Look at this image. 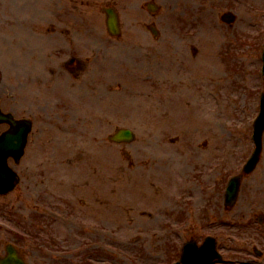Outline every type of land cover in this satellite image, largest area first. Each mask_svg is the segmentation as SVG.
<instances>
[{
    "label": "rangeland",
    "instance_id": "obj_1",
    "mask_svg": "<svg viewBox=\"0 0 264 264\" xmlns=\"http://www.w3.org/2000/svg\"><path fill=\"white\" fill-rule=\"evenodd\" d=\"M87 1L89 5L80 6L65 0V29L72 36L69 39L75 40L66 51L88 60L78 82L73 83L72 77L65 82L69 83V99L76 101L65 115V100L57 101L61 90H56L57 100H37L28 97L26 90L20 93L15 40L20 31L14 23L18 1L0 0L6 8L0 9V14H6V21L0 15V103L4 110L33 120L23 160L14 166L20 182L0 196V212L13 211L10 218L20 232L26 229L33 237L34 244L24 248L31 264H80L83 260L91 264L87 257L93 260L95 249L82 248H93L95 242L102 249L101 264L104 260L105 264L168 262L176 239L170 235L168 240L167 232L185 224V216L173 221V215L181 214V206L190 197L195 200L187 184L199 155L195 126L199 135H207L211 128L219 132L210 138L207 153L218 157L219 146L227 145L229 170L250 150L248 132L236 146L234 137L222 131L218 121H246L254 113L249 103H245V114L241 109L243 95L260 80L257 47H247L246 42L242 48L232 45H238L239 39L252 41L254 36L263 41L264 0H158L161 11L152 20L157 37L140 24L124 20L120 41L104 35L95 13L90 14V24H83L81 15L97 2ZM228 10L236 15L232 26L220 19ZM230 46L235 55L228 52ZM55 89L42 92L53 94ZM61 104L63 108L56 107ZM117 127L133 129L135 141L109 142L108 135ZM215 162L214 167L220 166L221 162ZM260 168H264V159ZM259 177L260 169L249 180ZM152 181L164 191L151 187ZM178 183L187 192L179 193ZM147 190L152 199L141 203ZM262 207L252 202L246 210ZM195 214L186 223L204 222ZM85 225L117 232L121 240L116 245L109 239L114 235L85 234L81 229ZM151 230H157L154 238L148 233ZM0 233L2 239H10ZM146 244L161 249L150 250ZM34 245L64 250L65 262L41 260L39 252L33 253ZM111 245L117 254L110 253ZM76 247L81 253L67 258ZM132 259L137 261L132 263Z\"/></svg>",
    "mask_w": 264,
    "mask_h": 264
},
{
    "label": "flooded vegetation",
    "instance_id": "obj_2",
    "mask_svg": "<svg viewBox=\"0 0 264 264\" xmlns=\"http://www.w3.org/2000/svg\"><path fill=\"white\" fill-rule=\"evenodd\" d=\"M202 182H204V181H202ZM224 188L225 187H224L223 182H219V184H218V186L216 188H214L212 186H209L208 188L205 187V189L208 191L207 197H210L212 200L218 201V199H219L218 196L221 195L222 210H216L215 214L220 213L221 215H223L225 212L226 213H229L228 212V209H226V207L223 204V192H224ZM193 191H194V194L197 197H199V195H200V197H202L204 195L205 190H203V188H202L201 179L195 178V181L193 183ZM209 205L210 204L208 203V205H206V206L208 207ZM212 207H213V205H212ZM212 211H213V209L211 208V212ZM215 214L212 216V218L215 216ZM219 227H216V226L211 225L210 226L211 234L215 233L216 232V229H218ZM256 239L259 242H261L262 240H264V237L260 236V234H257ZM260 239H261V241H260ZM216 241H217V244H216L217 245V249H218V244H219V248H221V251L224 250L223 242H222V240H221V238L219 236H217ZM6 243H7V241L4 240V239H2L0 237V256L2 258L6 254V251H5ZM15 244H21V243L16 242ZM16 248L18 250H20L17 246H16ZM21 254H23V253L21 252ZM226 263L227 262L225 261V258L223 256H221L220 259L217 262H215V264H226Z\"/></svg>",
    "mask_w": 264,
    "mask_h": 264
}]
</instances>
